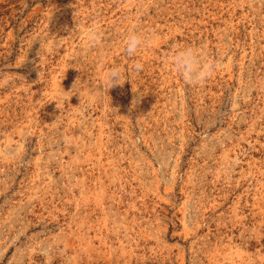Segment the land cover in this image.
Returning a JSON list of instances; mask_svg holds the SVG:
<instances>
[{"label":"rangeland","instance_id":"rangeland-1","mask_svg":"<svg viewBox=\"0 0 264 264\" xmlns=\"http://www.w3.org/2000/svg\"><path fill=\"white\" fill-rule=\"evenodd\" d=\"M0 264H264V0H0Z\"/></svg>","mask_w":264,"mask_h":264},{"label":"clouds","instance_id":"clouds-1","mask_svg":"<svg viewBox=\"0 0 264 264\" xmlns=\"http://www.w3.org/2000/svg\"><path fill=\"white\" fill-rule=\"evenodd\" d=\"M74 19L75 27L71 30V34L75 32L78 38L88 45H95L100 42V29L96 21H92L81 29L76 12H74ZM158 39L155 34L129 32L123 39V50L128 56H135L138 50L156 45ZM165 61L171 65L172 71L179 76L182 83L191 87L203 85L216 71L223 67L222 56L218 54L216 57H210L203 45L197 47L174 46L166 55ZM141 68L142 64L137 62L130 67V71H139ZM99 75L104 85L107 86L101 88V91L105 93L115 85H121L122 80L124 82L126 80L131 81L130 78L125 79L124 73L118 65L105 68ZM92 95H95V92ZM137 100L138 98L133 100V107Z\"/></svg>","mask_w":264,"mask_h":264}]
</instances>
